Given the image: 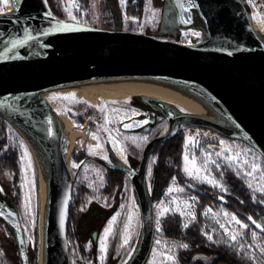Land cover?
Returning a JSON list of instances; mask_svg holds the SVG:
<instances>
[{
    "label": "water",
    "instance_id": "water-1",
    "mask_svg": "<svg viewBox=\"0 0 264 264\" xmlns=\"http://www.w3.org/2000/svg\"><path fill=\"white\" fill-rule=\"evenodd\" d=\"M11 1L13 12L0 14V55L6 57L0 59V118L31 135L52 181L44 264H70L68 226L73 197L64 136L47 101L51 94L107 82L170 84L206 97L236 127L231 130L154 106L165 114L166 133L145 146L137 170L111 167L129 179L141 215L140 244L129 264H143L153 240V202L146 189L148 158L158 144L179 134L180 124L214 130L246 144L264 159V43L255 36L241 0H173L180 30L191 28L197 18L207 33L203 41L191 45L179 43L180 33L176 41H170L60 19L47 0ZM61 24L68 27L59 30ZM17 40L23 43L13 48L12 41ZM155 122L154 118L135 119L121 124L120 130L132 133ZM126 124L132 126L126 128ZM186 189L203 194L190 185ZM97 214L94 210L90 217ZM0 218L14 231L21 264H29L20 222L8 210H1ZM89 236L96 245L98 229Z\"/></svg>",
    "mask_w": 264,
    "mask_h": 264
},
{
    "label": "rangeland",
    "instance_id": "rangeland-1",
    "mask_svg": "<svg viewBox=\"0 0 264 264\" xmlns=\"http://www.w3.org/2000/svg\"><path fill=\"white\" fill-rule=\"evenodd\" d=\"M127 1L88 0L87 10L84 9L80 0H60V4L64 20L98 29L134 32L164 37L170 41H176L180 33L183 37L182 42H188V45L201 42L207 37L202 23L197 18L191 28L179 29L173 0H145L144 13L139 20L125 16L124 9ZM12 12V1L0 0V14ZM194 32H199L200 36L192 35ZM65 97L69 98L65 99ZM137 99L119 94L111 100H105L99 94H79L74 90L54 93L47 97L54 111L71 121L73 133L76 134V145L70 155L69 135L64 136L63 142L73 173V197L78 195L82 187L89 193L86 205L78 211L81 218L79 217L74 233L75 240L73 243L69 242L70 264H129L138 249L142 235L141 215L134 188L129 179L125 178L120 205L115 208L107 204L101 193L108 180L107 166H118L117 160L120 157L130 169L128 160L137 162L147 141L153 136H162L166 133L168 122L163 112L170 111L175 115L188 114L173 109L167 103L165 104L172 109L163 106V112L159 109L160 114L149 113L134 106L133 102ZM140 117L156 119V126H147L136 134H128L120 130L122 123ZM88 118L90 121L85 125ZM78 119H82V123L77 122ZM178 128L181 145L178 168L169 183L153 199V240L143 264H180L178 259L180 252L189 251L188 244L168 236L165 230L166 225L174 222L183 233L196 223V212L200 209L201 201L196 196L198 194H193L186 189V185L219 196L212 197L219 199L220 201L217 202L219 204L211 203L199 210L202 220L200 235L206 243L234 252L242 264H264V230H262L264 226L252 217L249 220L250 216L243 215L242 212L233 213L227 210V205L231 201L228 197L230 187L228 177L235 180L237 187L242 189L253 204L264 207V193L257 191L264 188V179H262L264 159L246 144L226 138L214 130L186 124H180ZM5 134L7 145L4 151L14 152L18 165L19 192L17 206L13 209L14 215L20 222L26 252L33 251L36 254L42 205L44 235L47 223L46 192L45 203L43 196L41 204L38 171L27 143L7 122ZM82 134L83 137H81ZM186 140L189 141L187 144ZM80 154H84L86 158L76 161L75 156ZM185 155L188 157V167L192 169L193 176H189L184 170ZM155 158L153 155L150 156L146 172V189L150 197ZM193 160L199 173L192 168ZM252 164L256 165L257 171L247 175L252 172ZM197 176L198 178H194ZM208 180H215L216 184L213 185ZM1 184L4 191L10 193L9 175L3 178ZM169 188L173 191L169 192ZM10 199L13 197L10 196ZM93 209L99 210V214L91 218L90 213ZM233 216L247 227L242 228L232 219ZM113 217H116L115 221ZM253 221L261 227L256 228L252 225ZM110 222H112L111 231L106 235L105 230L109 228ZM81 227H83V233ZM158 228L160 231L157 230ZM93 229H98L99 232L96 245H93L88 234V231ZM233 235L236 237L235 240L232 239ZM209 236L211 240L208 239ZM125 240H127L126 243ZM12 241L8 229L0 225V264H20ZM181 245H187V248Z\"/></svg>",
    "mask_w": 264,
    "mask_h": 264
},
{
    "label": "trees",
    "instance_id": "trees-1",
    "mask_svg": "<svg viewBox=\"0 0 264 264\" xmlns=\"http://www.w3.org/2000/svg\"><path fill=\"white\" fill-rule=\"evenodd\" d=\"M80 1L84 5V9L87 10L88 0ZM47 2L53 14L60 19H64L60 0H47ZM144 9L145 0H128L125 5L124 13L128 18L139 20L143 16ZM246 11L248 12L247 8ZM133 103L137 108L146 110L149 113H161L159 109L149 106L141 99L134 100ZM82 121L83 120L80 119L77 122L82 123ZM5 129L6 122L0 118V187L2 189V191H0V211L8 210L12 213H15L13 209H15L17 206V196L19 192L17 188L18 165L16 154L14 152L4 151V147L7 145ZM180 148V139L179 136L176 135L170 141L157 145L156 149L154 150L153 156H155L156 158L152 171V178H155L152 196L150 197L152 202L153 199H155L156 195H158L161 190L169 183L171 177L178 168V163L180 160ZM84 158H86L84 154L75 156L76 161H80ZM6 175H9V177L11 178L10 193H6L1 184V181ZM123 179L124 174L122 172L117 170H110L108 180L104 187V191L102 192V194L105 195L107 204L112 205L115 208L120 205ZM228 179L230 181L228 197H230L231 201H229L227 205V210L233 213L242 212V214L244 213L243 215L252 217L254 220L259 221L264 226V207L253 204L250 201L249 197L242 192V189H239V187H237L235 180L229 177ZM10 196L13 197V199H10ZM88 196L89 193L82 187L79 190L76 198L83 197L87 200ZM196 196L201 201L200 209H202L206 205L217 203L220 201L219 199L216 200L217 198H212L214 196L219 197L215 194L206 193V195ZM83 205L86 204H81L80 202H78L70 210L68 242L73 243L75 240L74 233L76 232L79 217L81 218L78 211L80 210V208H82ZM199 210L196 212V223L192 225L189 230L182 233L174 222L169 223L165 227V230L168 232V236L177 238L179 241L188 244L189 251L180 252L179 254L178 259L180 264H242L234 252L229 251L226 248H219L209 245L202 238V236L200 235L202 220L200 218ZM0 225L5 226L8 229L13 239V249L19 256L14 231L1 218ZM82 228L83 227H81V232L83 233ZM26 254L29 264H36L35 252H26ZM19 262L21 264L20 257Z\"/></svg>",
    "mask_w": 264,
    "mask_h": 264
},
{
    "label": "bare ground",
    "instance_id": "bare-ground-1",
    "mask_svg": "<svg viewBox=\"0 0 264 264\" xmlns=\"http://www.w3.org/2000/svg\"><path fill=\"white\" fill-rule=\"evenodd\" d=\"M253 32L255 36L262 43H264L263 38L260 35H258V33L255 30ZM182 44L188 45L186 43H182ZM74 91H78L79 94H91V95L99 94L105 100H111L112 97H116L119 94H123L125 96L142 99L153 107L164 106L170 109L173 108V109L181 110L186 112L188 115L204 118L214 123H217L223 127H226L228 129L236 130L234 124L226 116H224V114H222L220 109H218V107L214 103H212L209 99L192 90L179 86L157 83V82H107V83L85 85L77 89H74ZM165 103L170 105L172 108L166 105ZM56 114L58 116V120L63 136L69 135L68 151L70 155L71 150L74 149L76 145L75 143L76 134L73 133V125L68 118L62 116L58 112H56ZM12 126L23 137L33 156L38 171L39 197L41 199V204H42L43 196H44V203H45V192H46V211H47L48 201L52 190V181L48 173V168L45 159L42 156L41 152L39 151L38 147L36 146L35 141L31 137V135L28 132L19 128L18 126H14V125ZM81 137H83V134ZM66 156L68 159V155ZM117 165L121 168L127 169V165L125 161L120 159V157L117 160ZM40 211L41 214H40V225H39V239H38V245L36 251V264H44L43 205Z\"/></svg>",
    "mask_w": 264,
    "mask_h": 264
},
{
    "label": "snow or ice",
    "instance_id": "snow-or-ice-1",
    "mask_svg": "<svg viewBox=\"0 0 264 264\" xmlns=\"http://www.w3.org/2000/svg\"><path fill=\"white\" fill-rule=\"evenodd\" d=\"M122 2H123V0H122ZM188 22H190V20L188 21ZM66 27H68L67 25H63V24H61L60 25V29L59 30H63L64 28H66ZM192 35H194V36H196V37H199L200 36V33L199 32H194V33H192ZM21 43H23V41H12V47L13 48H15L18 44H21ZM9 51H10V49H9ZM229 54H231V53H229ZM4 58H6L5 56H3V55H0V59H4ZM69 97H65V99H68ZM143 123H147V121H143ZM132 125H128V124H126V125H124V127H131ZM189 141H187L186 140V144L188 143ZM99 146V145H98ZM239 154H237V156H238ZM25 156H27V153L25 152ZM185 172H187L188 173V175L189 176H193V171H192V169H190L189 167H188V164H189V161H188V157H187V155H185ZM229 159H232L231 157H229ZM245 163H247V161H245ZM191 164H192V168H195V161L193 160L192 162H191ZM30 166V165H29ZM74 167H76L77 165H73ZM251 168H252V172H249V173H247V175H252V173H254L255 171H257V168H256V165L255 164H252L251 165ZM195 171L197 172V173H199V169L198 168H195ZM194 178H198V176L197 177H194ZM175 179V178H174ZM262 179H264V174H262ZM208 182L209 183H212L213 185H215L216 184V181L215 180H208ZM249 187H251V184H249ZM0 191H2V189H0ZM169 192H171V191H173V189L172 188H169V190H168ZM257 191H260V192H262V193H264V188H260V189H257ZM161 215H163V213H161ZM63 218H64V214H63V212L61 213V223H63ZM115 219H116V217H113V221H115ZM232 219L236 222V223H238V224H240V226L242 227V228H246L247 227V225L246 224H242L239 220H236V217L235 216H233L232 217ZM252 218L251 217H249V220H251ZM111 223L112 222H110V226H109V228L108 229H106L105 230V233H106V235L111 231ZM253 223H255V221H253ZM185 227H187V225H184ZM256 227L257 228H260L261 227V225H259V224H257L256 225ZM158 231H160V229L158 228L157 229ZM262 230H264V229H262ZM253 236H254V238H255V234H253ZM235 235H233L232 236V239L233 240H235ZM208 239L209 240H211V236H209L208 237ZM127 242V240H125V243ZM157 243H159V241H157ZM181 247H184V248H187V245H181ZM101 251L103 252L104 251V247L102 246V248H101ZM169 259H172V257H169Z\"/></svg>",
    "mask_w": 264,
    "mask_h": 264
},
{
    "label": "built area",
    "instance_id": "built-area-1",
    "mask_svg": "<svg viewBox=\"0 0 264 264\" xmlns=\"http://www.w3.org/2000/svg\"><path fill=\"white\" fill-rule=\"evenodd\" d=\"M241 2L248 9V17L253 30L264 40V0H241ZM182 39L180 34L179 43L182 42ZM182 43L189 44L188 42Z\"/></svg>",
    "mask_w": 264,
    "mask_h": 264
},
{
    "label": "flooded vegetation",
    "instance_id": "flooded-vegetation-1",
    "mask_svg": "<svg viewBox=\"0 0 264 264\" xmlns=\"http://www.w3.org/2000/svg\"><path fill=\"white\" fill-rule=\"evenodd\" d=\"M140 110H142V109H140ZM143 118H146V117H140V118H137V119H143ZM78 120H80V119H78ZM77 120V121H78ZM135 120V119H134ZM88 121H90V119L88 118L87 119V121L85 122V125H86V123L88 122ZM130 121H132V120H130ZM130 121H128V122H130ZM123 124V123H122ZM156 122L154 123V125H151L152 127H155L156 125ZM121 126V125H120ZM146 128V127H145ZM144 129V128H143ZM143 129H141V130H138V131H135V132H132V133H128V134H136V133H139V132H141ZM123 132V131H122ZM124 133H127V132H124ZM156 137H159V136H153L152 138H150L148 141H147V143H146V145L152 140V139H154V138H156ZM75 143H76V141H75ZM145 145V146H146ZM159 145V144H158ZM157 147V146H156ZM156 147L151 151V153H150V156H152L153 155V152H154V150L156 149ZM145 148V147H144ZM68 150H69V148H68ZM73 150V149H72ZM72 150H71V152H72ZM144 150V149H143ZM143 152V151H142ZM141 155H142V153H141ZM150 156H149V158H150ZM149 158H148V160H149ZM140 159H141V156H140ZM140 159L136 162V161H134V160H128V165H129V167H130V169L132 168V169H134V170H137L138 169V165H139V161H140ZM147 166H148V164H147ZM111 167H119V166H107V169H108V171H110V170H113V169H111ZM118 171V170H117ZM146 172H147V170H146ZM123 173V172H122ZM109 174V173H108ZM124 174V173H123ZM125 178H127V176L124 174V179H123V183H124V180H125ZM154 181H155V178H152L151 177V184H150V189H151V193H152V190H153V188H154ZM123 187V186H122ZM194 188H196V187H194ZM196 189H198V188H196ZM199 190V189H198ZM103 191H104V188H103ZM102 191V192H103ZM200 192H202V193H205V195H206V192H203V191H201V190H199ZM101 192V193H102ZM121 194H122V190H121ZM194 194V193H193ZM104 197H105V195L104 194H102ZM203 195V194H202ZM201 195V196H202ZM78 202H80L81 204H86V202H87V200L86 199H84L83 197H79V198H76V197H72V204H71V208H70V210L73 208V206L75 205V204H77ZM83 207H84V205H83ZM95 210H97V209H95ZM93 211H94V209H93ZM98 211V214H99V210H97ZM92 212V211H91ZM69 221H70V217H69ZM69 227V226H68ZM94 230V229H93ZM93 230H90V231H88V234L91 232V231H93ZM99 233V232H98ZM98 238V237H97Z\"/></svg>",
    "mask_w": 264,
    "mask_h": 264
}]
</instances>
